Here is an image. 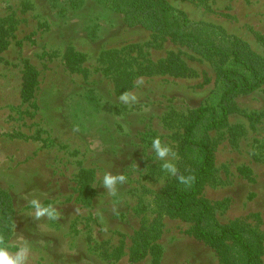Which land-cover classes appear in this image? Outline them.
Listing matches in <instances>:
<instances>
[{
	"label": "rangeland",
	"instance_id": "1",
	"mask_svg": "<svg viewBox=\"0 0 264 264\" xmlns=\"http://www.w3.org/2000/svg\"><path fill=\"white\" fill-rule=\"evenodd\" d=\"M164 1L264 67V0ZM228 68L242 71L231 56L127 23L108 0H0V191L12 204L8 237L28 241V264H238L226 258L230 240L209 244L194 221L157 204L186 172L192 111L218 102ZM125 91L137 101L120 102ZM203 128L214 163L198 197L218 224L258 242L264 264V85L235 94L224 125ZM157 136L177 159L171 149L156 157ZM105 172L127 178L115 197ZM34 197L60 217L34 219Z\"/></svg>",
	"mask_w": 264,
	"mask_h": 264
},
{
	"label": "trees",
	"instance_id": "2",
	"mask_svg": "<svg viewBox=\"0 0 264 264\" xmlns=\"http://www.w3.org/2000/svg\"><path fill=\"white\" fill-rule=\"evenodd\" d=\"M110 6L125 14L127 23L141 25L157 32L167 33L202 52L231 56L242 71L228 68L221 72L222 90L218 102L212 106H201L192 111L185 127L181 154L186 172L194 175L191 187L180 183L178 178L158 196L157 204L173 216L194 221L195 234L205 242L221 246L226 240L233 248L227 259L238 264H256V240L248 232L233 226L220 225L213 217V208L198 197V189L209 175L214 163V154L203 127L210 129L224 125L228 120L232 99L240 92H250L264 85V67L253 60V56L236 44H220L208 29L174 11L164 0H108ZM33 77H25L24 94L33 87ZM210 122H209V121ZM187 162L188 164H186ZM12 204L0 191V231L8 237L12 229ZM145 234V233H144Z\"/></svg>",
	"mask_w": 264,
	"mask_h": 264
},
{
	"label": "clouds",
	"instance_id": "3",
	"mask_svg": "<svg viewBox=\"0 0 264 264\" xmlns=\"http://www.w3.org/2000/svg\"><path fill=\"white\" fill-rule=\"evenodd\" d=\"M137 84H143V79L137 81ZM120 102L127 104V101L131 99L134 103L137 101L138 97L135 93L131 92H123L118 98ZM152 146L156 149V157L163 160V158L169 153L170 146H161V139L157 136L152 141ZM172 155L177 159V154L172 150ZM163 169H168L171 173L175 174L178 172L176 164L173 162H164L162 164ZM180 183L184 184L186 187H191L195 181L194 175H183L180 174L178 177ZM126 176L122 173H117L113 175L111 172H105L103 176L102 185L108 189L109 196L115 197L117 195V188L115 187L116 182L120 181L122 184L126 182ZM29 203L32 208L35 210L33 213L29 215L33 216L34 219L40 220L42 217L47 215V218L50 220H56L60 217V213L57 209L53 208L52 204L44 205L41 203L39 198H32ZM111 211L116 213L117 207L116 202L114 201L112 204ZM101 222H103V216L100 214ZM107 229L105 228V231ZM15 247L16 251L13 252L11 249ZM30 259V245L27 240L22 238H17L15 242H12L9 237H6L2 231H0V264H28Z\"/></svg>",
	"mask_w": 264,
	"mask_h": 264
}]
</instances>
